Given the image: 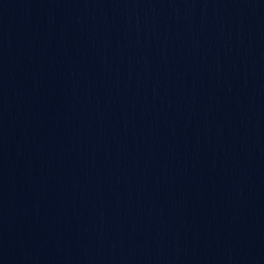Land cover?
Returning a JSON list of instances; mask_svg holds the SVG:
<instances>
[{
	"label": "water",
	"instance_id": "1",
	"mask_svg": "<svg viewBox=\"0 0 264 264\" xmlns=\"http://www.w3.org/2000/svg\"><path fill=\"white\" fill-rule=\"evenodd\" d=\"M0 264H264V0H0Z\"/></svg>",
	"mask_w": 264,
	"mask_h": 264
}]
</instances>
